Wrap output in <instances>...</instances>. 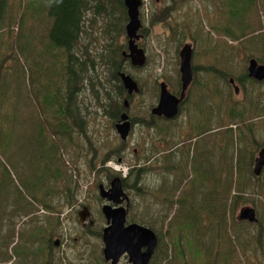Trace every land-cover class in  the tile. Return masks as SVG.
<instances>
[{"label":"trees","instance_id":"1","mask_svg":"<svg viewBox=\"0 0 264 264\" xmlns=\"http://www.w3.org/2000/svg\"><path fill=\"white\" fill-rule=\"evenodd\" d=\"M208 2L215 8L216 16L213 24H209L210 30L222 37V44L212 41L209 34L203 40H194L189 34L188 39L191 19L171 25L173 12H181L188 0H170L161 8L153 7L147 18L141 11L140 20L144 24L149 18V26L161 25L164 30L169 29L171 37L168 39H171V46H176V54L181 43L188 39L196 45L195 50L201 52L204 60L213 56L212 61L202 63L205 78H200L201 71L196 65L198 79L192 87L203 89L206 98L210 95L208 102L217 99L222 114L242 119L248 109L240 107L246 102L250 108L264 111V107L257 103L259 97L255 100L247 98L244 104L235 102L229 82L230 79L236 80L237 76H244L250 59L264 65V0ZM126 22L123 0H0V157L16 160L20 182L36 204L25 215L40 209L45 215L40 230L41 251L44 252L41 264H63L58 253L61 247L55 248L52 237H61L57 229L60 230L59 215L63 207L71 208L79 199L78 170L73 178L63 155L69 153L70 147L73 149L71 155H75L74 148L80 147L77 138L91 146L87 131L91 108L108 111V119L113 124L119 119L120 112H125L123 101L131 100L133 96H127L119 73L129 74L142 91L143 82L137 72L143 68L132 67L123 56L127 51ZM198 31L203 32L202 28ZM139 34L141 38L148 35L144 25ZM168 39H164L167 44L161 46L162 52H168L171 47ZM238 60L243 66L237 64ZM237 66H240V72L236 75L234 69ZM215 68L219 69L216 77ZM157 79L155 74L149 75L147 82L153 81L155 91L159 92ZM164 82L168 85L165 79ZM249 85L261 84L252 81ZM169 89L179 95L180 80H177L176 87ZM158 92L154 97L156 100ZM86 93L90 94L94 104L89 100L85 103L83 96ZM189 98L190 89L180 103L176 117L191 116L186 106ZM211 109L212 105H208L205 112L195 109L193 115L197 113L199 117L203 113L204 121L186 120L187 125L183 123L181 126L176 125L177 118L159 120L151 113L147 120L139 118V122H134L131 119L132 124L147 129L156 120L154 132L157 131L158 137L152 133L149 139L138 145L137 155L133 153L135 159L127 164L124 142L102 157L92 148L91 158L87 160L88 176H93L96 184H101L103 179H121L131 198L128 221L149 228L157 236L158 245L149 264H189L186 257L192 251L199 256L197 263L193 264H236L239 257L243 254L249 256L250 252L253 255L261 253L264 258V215L256 212L258 223L254 225L235 221L236 210L248 202L255 209L264 208V170L258 177L252 170L254 154L264 142L255 141L253 129H249L246 132L251 134V139L248 141L247 136L242 135L241 140L236 139L237 150H234L231 135L235 125L213 127L219 116ZM215 115L217 117L213 120ZM158 121L164 125H159ZM200 141L205 143V148L209 142L208 149L212 148L217 156L220 155L221 177L219 180L210 174L207 177L205 164L209 158L205 159V156L209 155H204L203 149L201 162L203 174L210 180V191H197V187L191 189L188 196L176 198V191L187 178L183 173L188 167L187 158L198 156L196 150H200ZM239 142L242 148L238 150ZM22 154L27 158L24 162H21ZM157 154L160 156L154 159ZM111 160H120L121 163H117L127 165L124 178L121 172L105 166ZM233 161L236 168L232 166ZM0 168L7 173L2 162ZM225 168H228L227 174ZM170 178L176 186L168 187L166 198L162 192L171 184ZM248 193L253 195V200L245 198ZM95 199L101 203L98 196ZM174 206L176 211L172 214ZM202 213L207 223L199 220ZM96 214L100 219L93 235L98 238L103 218L99 209ZM249 227L256 229L253 236L244 229ZM229 230L235 245L224 248L222 243L231 240ZM171 235L174 241L165 242ZM99 254V260L105 264Z\"/></svg>","mask_w":264,"mask_h":264},{"label":"rangeland","instance_id":"2","mask_svg":"<svg viewBox=\"0 0 264 264\" xmlns=\"http://www.w3.org/2000/svg\"><path fill=\"white\" fill-rule=\"evenodd\" d=\"M166 3L169 4L170 0H142V6L140 7L139 11H142L144 13L145 18H147L151 8L154 7L158 9L166 5ZM214 12L215 8L209 4L208 0H188L187 5L185 4L183 6L181 12H173L174 20L172 19L173 22L171 23V25L174 26L176 22L182 24L183 22H186L187 19H191L192 25L190 27V32L186 36L188 39L190 38L189 34H192L194 40H197L198 38H200V40H203L209 34L211 36L212 41H218L222 44V37L220 38L216 33L210 30L209 24L212 25L214 22V18L216 17H214ZM148 20L145 21L144 24L141 22V24L144 25V28L148 30V35L146 37L140 38L137 42L138 46L145 51L147 57V66L142 67L143 69L139 68L142 69V71L137 72V76L140 77L143 82V85H141L142 91L139 92V94L141 93V95H134L131 100H128V107L125 108V112L127 113L129 119H133L134 122H139V118L147 120L149 117V113H151L150 108H153L157 103V100L154 99V97L156 96V93L158 91H155L153 87V81L147 82V80H149V75L152 76L153 74H155L156 77H158V83L162 81L164 82L165 79L168 83L169 88L176 87L177 80H180L178 57L179 52L176 54V46H171V39H168L169 37H171L170 30H164L161 25L151 27L148 24ZM201 28L203 32L198 31L201 30ZM165 38L169 40L168 44L171 46L170 48H168V52H162L161 50V46L163 44H167V40H164ZM188 39L184 40L181 43V46L178 48V51L183 47L184 44H189L193 48V52H197L196 57L195 53L193 55L194 59L192 60V64L200 65L206 60L209 62L213 60V56L212 58L208 56L207 59L204 60L203 57L200 56L201 52H199V50L197 51V49L195 50L196 45ZM237 64L243 66V62L240 60H238ZM240 66H237V68L235 67L234 69L236 75L240 72ZM199 71L201 70L199 69ZM202 77L205 78L206 76L202 75ZM209 78L210 76L208 75V79ZM151 86L153 89H151ZM234 86L237 88V93L233 94V87L230 88V91H232L231 94L235 102H239V104H244L247 98L255 100L259 97V102L257 101V103L264 107V85L251 86L250 88L247 87L246 92H243L239 86ZM169 88L168 90L170 91ZM187 92L188 89L185 94ZM203 96L205 97L203 89L193 88L191 86L190 98L186 103V106L188 107L187 111L191 116L182 115L180 117H176L178 119L176 125L181 126L183 123L187 125L186 120L190 121L193 119H199L204 121V118L202 117L203 113L201 116L198 117L197 113L193 115L194 110H202L205 112L208 110V105H212V112L219 116L216 122H214L213 127H220L221 125H223L221 127H224L225 125H228L230 123L235 125V127H233V136L231 135V140H234V150H237L236 139L240 138L241 140L242 135L247 136L248 141L251 139V134L246 132L249 129H253V137L255 141L258 140L261 143L264 142V115H262L264 112L263 110L260 111L255 108H250L249 102H246L243 105L244 107H240L241 109H248V111H246L243 115V118L241 119L237 116L234 118H230L226 114H222V106L218 103L217 99L208 102L210 95H208V98H203ZM84 98H86L85 103H87L88 100L93 103L89 93H86L83 96V99ZM218 100H220V98H218ZM90 112H92V116H90L89 118L87 131L88 136H90L91 139V146H88L86 141L84 142L83 139L77 138L78 141H76V143H79L80 147L78 149L74 148L75 155H71V153L73 152V149L71 147L69 148V153H65L63 155L65 164H68V166H70L71 168L70 172L73 178L77 173L76 169L78 170L76 180L78 181L80 188L79 199L77 200V202L71 208L63 207V211L59 215L60 230L58 231L57 229V233H59V235L61 236L62 245L60 248V252L58 250V253L63 264H100L101 262L99 260V250L102 247L100 239H96L91 236L84 237L81 236L79 232V229L81 228L76 223V213L80 208L77 207V204L84 201L86 204H89L91 210L94 212L95 219L97 220V222L99 221L100 218L99 216H97L96 212L99 209V205L101 204L96 202L95 196H98L97 187L100 183L96 184L93 180V176H88L90 172L88 170L89 167L87 166V160L91 158L92 148L97 151L100 157H102L106 152H108V150L120 144L121 140L114 128L112 121L108 119V111L106 113L105 110L102 111L101 109H95V107H93L91 108ZM216 115L214 116L213 120L216 119ZM157 118H159V120L164 119H160L161 117ZM158 124L164 125L162 122L159 121ZM152 133L153 132L150 131V129L142 127L139 124H136L131 128L128 138L124 142L127 147V152L125 154V164H127L128 161H133L135 159V157L133 156V150H138V145H141L143 142L149 139V136H151ZM153 134L155 135V138L158 137L155 132ZM179 137L183 139V135H180ZM208 148L209 142H207V146L205 148V143L200 141V150H196L198 156L190 155L189 158H187L188 167L185 168L183 171L184 175L187 178L182 183L178 191H176V189H173V192L176 191V198L179 195L188 196L190 190L197 189V187H199L197 191H200L201 189H204L205 191H210V180L207 178L209 174L216 177V180L220 179V170L222 167L220 155L217 156V153H215L214 149ZM231 148L232 145L229 146V152ZM240 148H242V145L239 142L238 150ZM203 149V154L209 155V157L205 156V159L209 158L208 162H206L205 164L207 168V177H205L203 174L204 167L201 162V156H203V154L201 155V151H203ZM256 155L257 152L254 154V156L256 157ZM24 157L25 154H22L21 162H24L27 159ZM0 162H2L4 164V167L7 169V173H5L0 168V264H41V260H43L44 257V252L41 251V247H43V244H41L42 232L40 230L41 222L45 221V215H43L44 213H42L41 209L37 212H31L25 215L26 212L32 210L33 205L36 204L33 202L32 199H30L32 198L31 195L29 194L28 190L24 189L20 182L21 176H19L18 174L19 168L15 165L17 164V162L11 157H0ZM111 162L115 164L117 162H120V160H111ZM232 166L236 168V162L234 163L233 161ZM229 172H231L230 168ZM224 173H228V168L224 169ZM262 180L264 184V176ZM104 183L105 181L103 179L101 184ZM171 186L173 188H175L176 186V182L173 180V178L171 179V184H169L166 188L163 189L162 195L166 198L168 197V187ZM213 189L214 186H212V190ZM244 196L245 198L253 200V195H250L249 193ZM246 206L253 207L249 202L244 204L242 207ZM242 207L236 210L235 221H237L236 215ZM258 208L260 207H257L256 209L254 208L255 211L258 212L260 216H263L264 208ZM175 211L176 206H174L172 214H174ZM42 218L43 220H41ZM198 218L199 220H201V223L208 222V220L205 219V214L203 213L200 214ZM237 222L241 223V221ZM234 229H236V227ZM244 229L249 231V235L251 236L256 233V229L254 228L249 227ZM228 236H231L230 230ZM173 237L174 236L171 235V239L169 237L166 238L165 242H173ZM44 238L46 239L48 237L44 236ZM52 238V240L55 239V237ZM230 238V244L225 242L222 243L223 246H225L224 248H230V245H235V243L233 242V236H231ZM188 254L189 255H187L186 257L188 263H197L199 256L194 255V251H192V253L188 252ZM260 255L261 253L253 255L251 252L249 253V256H245L243 254L242 257H239L240 260L239 262H236V264H264V258ZM124 262L125 259L121 260L120 264H125Z\"/></svg>","mask_w":264,"mask_h":264},{"label":"water","instance_id":"3","mask_svg":"<svg viewBox=\"0 0 264 264\" xmlns=\"http://www.w3.org/2000/svg\"><path fill=\"white\" fill-rule=\"evenodd\" d=\"M123 5L126 9L127 16V22L125 24L127 51L123 53V56L129 60L132 67L142 68L147 62L145 51L137 44L141 38L139 31L142 25L139 17V9L142 2L141 0H123ZM192 54L193 50L189 44H185L179 50L181 92L177 97L168 90L164 82H161L159 84L158 102L151 110L152 115L162 117L166 120H172L178 115L179 104L182 102L184 94L193 77L191 65ZM247 65L248 77L257 81L264 80L263 65H259L255 59H250ZM118 76L127 96L130 97L139 94V86L129 74L119 73ZM230 83L233 84L232 79H230ZM234 89V92L237 93V88L235 86ZM124 107H128L127 99L124 100ZM130 128L131 124L129 117L126 112H123L115 125V130L121 141H126L130 133ZM263 168L264 146L258 150L254 158V176H260ZM97 188L99 198L110 203L104 204L101 207V214L107 222V226L103 229L101 235L103 244L102 255L104 260L110 262V264H118L119 259L123 255H126L130 264H148L157 247V236L153 231L144 226L135 223L125 225L130 202L129 197L122 189L121 180L118 177L113 178L110 182L109 190H105L102 184H99ZM90 215L88 208L83 207L79 212V223H85ZM236 220L247 222L248 224L258 223L255 209L249 206L242 207L238 211Z\"/></svg>","mask_w":264,"mask_h":264},{"label":"flooded vegetation","instance_id":"4","mask_svg":"<svg viewBox=\"0 0 264 264\" xmlns=\"http://www.w3.org/2000/svg\"><path fill=\"white\" fill-rule=\"evenodd\" d=\"M158 1V0H157ZM141 2H142V0H141ZM142 6V5H141ZM141 13V12H140ZM141 21V20H140ZM142 25V24H141ZM194 44V43H193ZM185 45V44H184ZM183 45V46H184ZM193 49V48H192ZM193 55H194V52H193V54H192V60H193ZM258 63V62H257ZM248 64V63H247ZM259 64V63H258ZM191 65H192V71H193V77H192V81H191V83H190V85H189V87L187 88L188 90L191 88V86H193L196 82H197V79H198V77H197V73H196V65H194V64H192V61H191ZM259 65H262V64H259ZM199 66V67H198ZM197 66V68H200V70H201V72H200V78H202V75H203V71H204V69H205V66H203L202 64H200V65H198ZM248 66V65H247ZM247 66H246V73L244 74V76L243 77H239V76H237L236 77V80H233V84H231L230 83V85H231V87H233V89H234V85H236V86H239L241 89H242V91L244 92L245 91V89H247V87L248 88H250L252 85H249V84H251V82L253 81V82H256V83H260L261 85L260 86H263L264 85V80H262V81H257V80H255V79H253V78H250V77H248V73H247ZM264 66V65H263ZM218 68H215L214 69V75H215V77L217 76V73H218ZM163 82V81H162ZM229 82H230V80H229ZM161 83V82H160ZM159 83V84H160ZM165 83V82H164ZM166 84V83H165ZM166 86H167V88H168V85L166 84ZM187 91V90H186ZM234 91H235V89H234ZM173 94V93H172ZM236 94V93H235ZM175 95V94H174ZM185 95L186 94H184V98H183V100L185 99ZM134 96V95H133ZM177 97H178V95H176ZM129 97V96H128ZM158 97H159V92H158ZM158 97H157V102H158ZM126 100V99H125ZM128 101V100H127ZM123 104H124V101H123ZM157 104V103H156ZM180 105V104H179ZM156 106V105H155ZM154 106V107H155ZM153 107V108H154ZM153 108H151V110L153 109ZM123 113V111L122 112H120V114H119V117H120V115ZM154 116V115H153ZM162 118V117H161ZM166 120V119H165ZM119 121V119L115 122V123H117ZM129 121H130V124H131V128L133 127V126H135V125H133L132 123H131V119H129ZM169 121V120H168ZM113 124L114 125V128H115V125L116 124ZM156 124V122H155V120H153L152 122H151V124H150V131H152L153 133H154V130H155V125ZM131 128H130V130H131ZM156 133H157V131H155ZM155 133V134H156ZM153 136H155L154 134H153ZM121 142H125V141H121ZM125 147H126V145H125ZM133 153L134 154H136L137 155V150H133ZM160 156V154H157L156 155V157L154 158V159H156V158H158ZM155 169H157V167L155 166L154 167ZM126 174L127 173H125V174H122L121 175V177H125L126 176ZM113 178H115V177H113ZM113 178H111L110 180H106L105 181V183L104 184H102L103 186H104V189L105 190H109V188H110V182H111V180L113 179ZM120 179V178H119ZM121 180V179H120ZM121 184H122V182H121ZM98 189V188H97ZM122 189H123V191L127 194V196L129 197V202H130V200H131V198H130V196H129V194L124 190V187H123V185H122ZM98 197H99V195H98ZM101 200V199H100ZM101 205H99V210H100V213H101V207H102V205H104V204H110L109 202H107L106 200H101V203H100ZM112 206H113V204H112ZM122 206H123V204H122ZM77 207L78 208H80L78 211H77V213H76V223L78 224V226H80V228L81 229H79V232H80V234H81V236H84L85 234H86V237H88V236H91V237H94L95 238V236L93 235V229H94V227H96V225H97V220L95 219V217H94V212L91 210V208H90V205L89 204H86V203H83V202H80V203H78L77 204ZM83 207H86V208H88V210H89V213L91 214L90 215V217L89 218H87L86 219V221H85V223L83 222V223H79V212L82 210V208ZM130 207V206H129ZM128 211H129V208H128V210H127V215H126V224L125 225H128V224H132V222H129L128 221V219H127V216H128ZM101 216H102V218H103V220H102V224H101V234H100V236L98 237V238H96V239H100V241H101V244H102V240H101V235H102V231H103V229L107 226V222H106V220L104 219V217H103V215L101 214ZM89 222H92V223H89ZM135 224H137V223H135ZM139 225V224H138ZM147 228V227H146ZM149 229V228H148ZM154 233V232H153ZM155 234V233H154ZM53 243H54V246H55V248L56 247H61V245H62V239H61V237L59 238V237H55V239L53 240ZM157 245H158V238H157ZM157 248V247H156ZM156 248H155V250H156ZM102 249H103V244H102V247L100 248V250H99V252L101 253V255H102ZM144 250V249H143ZM155 250H154V252H155ZM153 255H154V253H153ZM152 255V256H153ZM152 256H151V258H152ZM67 258V257H66ZM102 258H103V255H102ZM68 259V258H67ZM123 259H125V264H130L129 262H128V257L126 256V255H123L120 259H119V262H118V264H120V262H121V260H123ZM103 260H104V258H103ZM151 260V259H150ZM104 262H105V264H110V262H106L105 260H104ZM150 262V261H149ZM149 264V263H148Z\"/></svg>","mask_w":264,"mask_h":264},{"label":"built area","instance_id":"5","mask_svg":"<svg viewBox=\"0 0 264 264\" xmlns=\"http://www.w3.org/2000/svg\"><path fill=\"white\" fill-rule=\"evenodd\" d=\"M105 166L112 168L114 171L121 172L122 174H125L128 169L127 166L124 164H113V162H107Z\"/></svg>","mask_w":264,"mask_h":264}]
</instances>
